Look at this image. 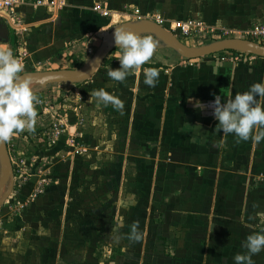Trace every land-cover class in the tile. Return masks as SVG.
<instances>
[{"label": "crops", "instance_id": "1", "mask_svg": "<svg viewBox=\"0 0 264 264\" xmlns=\"http://www.w3.org/2000/svg\"><path fill=\"white\" fill-rule=\"evenodd\" d=\"M97 5L113 17L94 11ZM132 7L139 8L148 19L161 22L174 35L181 34L180 23L193 18L217 32L235 34L264 21V0H24L13 13L0 10L11 37L17 38L15 44L0 42V49H10L23 64L24 72L35 62H68L79 53L99 47L102 37L117 24L115 16L123 18ZM152 36L158 42L157 49L129 76L128 86L130 80L132 86L127 91L133 100L127 108L138 109L142 134L162 139V148L154 150L157 156H163L161 164L152 162L153 152L143 153L142 171L158 173L148 184L159 207L153 215L172 224L174 241L192 251V262L235 264L234 256L247 252L243 247L247 236L264 230V141L237 143L233 134L223 135L217 130L213 104L217 95L226 101L247 91L253 83L264 81V59L232 62L210 56L181 64L174 50ZM146 64H154L159 70L155 87L143 83L144 69L152 68ZM195 101L204 107H194ZM151 125L158 131L150 132ZM147 137L142 136L146 147ZM54 197H41L31 206L49 207ZM37 219V213H29L23 220ZM2 224L0 264H39L36 248L24 239L18 254L8 252L12 243L6 237L15 235L17 229L13 224ZM252 259L254 264H264V250Z\"/></svg>", "mask_w": 264, "mask_h": 264}, {"label": "rangeland", "instance_id": "2", "mask_svg": "<svg viewBox=\"0 0 264 264\" xmlns=\"http://www.w3.org/2000/svg\"><path fill=\"white\" fill-rule=\"evenodd\" d=\"M115 19L117 24L111 31L136 22L119 16ZM242 33L240 37L235 33L206 38L175 36L189 46L200 47L227 38L251 39ZM99 47L79 53V57L68 62H35L22 74L83 67L94 59ZM117 50L115 47L96 73L86 80L47 86L43 81L30 82L39 101L35 104L34 131L25 129L7 141L14 182L7 201L0 206V223L3 221V227L13 224L14 230L17 229L15 235L6 237L12 243L8 252L18 254L24 239L36 248L39 264H202L192 262L191 250L177 245L172 224H166L167 220L163 223L153 215L159 207L152 199L148 184L158 173L142 171L143 153L153 152L152 162L161 164L163 156H157L156 151L162 148V139H157L155 134L150 137L142 134L144 126L138 123L141 118L138 109L127 108L133 100L127 91L132 86V80L128 86L132 72L123 83L108 77L109 67L120 68L119 60L113 55ZM181 59V64L198 60ZM99 89L118 97L123 109L98 103L93 92ZM138 98L135 95V100ZM149 130L158 131L156 125H151ZM142 136L148 138L147 147ZM5 165L0 155V180ZM11 184L9 179L1 199L10 191ZM49 195H55L49 207L31 206L35 200ZM29 213H37L39 219L24 221ZM134 224L141 236L139 241L128 239ZM116 226H120L118 233L112 232ZM42 231L46 232L41 234ZM116 235L120 236L118 243L114 240Z\"/></svg>", "mask_w": 264, "mask_h": 264}, {"label": "clouds", "instance_id": "3", "mask_svg": "<svg viewBox=\"0 0 264 264\" xmlns=\"http://www.w3.org/2000/svg\"><path fill=\"white\" fill-rule=\"evenodd\" d=\"M113 36L115 46L119 49L116 57L120 68L113 70L109 67L107 75L123 83L130 72L140 69L153 57L158 42L150 34L141 36L126 31L123 26L115 28ZM23 71V64L10 49H0V142L8 141L25 129L34 131L37 118L35 104L39 101L33 94L29 79L21 75ZM158 77L157 68H146L143 83L155 87ZM93 95L104 106L111 104L118 110L123 109V102L104 89L95 90ZM189 100L191 102L192 98L189 97ZM194 107L202 109L204 105L195 101ZM213 108V115L218 121L217 130H222L223 135L233 134L237 143L251 140L260 144L264 141V81L253 83L247 91L236 93L226 101L220 95L215 96ZM200 135L203 136L201 131ZM191 139L195 140V137ZM119 227L113 228L112 232L118 233ZM128 239H141L137 225L132 226ZM114 240L118 243L120 236H114ZM243 247L247 252L236 254L235 264H254L252 256L264 250V230L247 236Z\"/></svg>", "mask_w": 264, "mask_h": 264}, {"label": "water", "instance_id": "4", "mask_svg": "<svg viewBox=\"0 0 264 264\" xmlns=\"http://www.w3.org/2000/svg\"><path fill=\"white\" fill-rule=\"evenodd\" d=\"M123 27L126 31H131L141 36L146 34L154 35L157 39L164 43V45L176 51L185 59L195 60L228 51L242 52L264 58V44L247 38H227L217 40L200 47H192L182 42L172 32L153 20L136 21L134 23L132 22L123 25ZM114 30L102 37V43L96 53V56L89 64L75 69L33 72L25 75L22 74V76L27 77L30 82L43 81L45 86L50 84L73 83L86 80L96 73L106 57L110 55L111 51L116 47L113 36ZM10 40V27L5 20L0 18V42L9 43ZM92 67H96L95 70H90ZM0 155L3 157L6 164L3 176L0 180V195L8 185L9 179L12 181L10 191L0 201L1 206L7 201L9 193L12 191L14 182L13 163L8 150L7 141L0 142Z\"/></svg>", "mask_w": 264, "mask_h": 264}, {"label": "built area", "instance_id": "5", "mask_svg": "<svg viewBox=\"0 0 264 264\" xmlns=\"http://www.w3.org/2000/svg\"><path fill=\"white\" fill-rule=\"evenodd\" d=\"M24 0H0V10H8L9 12L13 13L22 3ZM94 11L101 13L103 16H110V11L103 10L100 5H97L94 7ZM124 18H131L136 21H142V20H150L148 19V16L143 14L142 11L139 8L132 7L130 11L125 13ZM159 24L161 22L157 21ZM180 31L181 34L187 37H195V38H206L209 35H216V34H234L231 31H215L205 25V23L200 19H189L187 21H184L180 23ZM247 37H251L252 40L264 44V22L262 23H255L253 24L249 29L246 31H243ZM243 34L242 32H239L238 34H235L236 36L240 37V35ZM248 39V38H247ZM246 55H250L247 53H230L229 55L225 54L222 56L223 60H230L232 62L234 61H241L243 60ZM55 128L58 129L59 126L57 123H55Z\"/></svg>", "mask_w": 264, "mask_h": 264}, {"label": "trees", "instance_id": "6", "mask_svg": "<svg viewBox=\"0 0 264 264\" xmlns=\"http://www.w3.org/2000/svg\"><path fill=\"white\" fill-rule=\"evenodd\" d=\"M16 41H17V38H16V36H12L11 37V40H10V43L11 44H15L16 43ZM228 53H239V52H236V51H228V52H222V53H219V55H222V56H224L225 54H228ZM76 65H78L77 63H76ZM75 65V66H76ZM152 68L154 67H157V66H155V65H150ZM22 75V74H21Z\"/></svg>", "mask_w": 264, "mask_h": 264}, {"label": "bare ground", "instance_id": "7", "mask_svg": "<svg viewBox=\"0 0 264 264\" xmlns=\"http://www.w3.org/2000/svg\"><path fill=\"white\" fill-rule=\"evenodd\" d=\"M2 194V193H1ZM1 196V195H0ZM3 199V198H2ZM1 198H0V201L2 200Z\"/></svg>", "mask_w": 264, "mask_h": 264}]
</instances>
